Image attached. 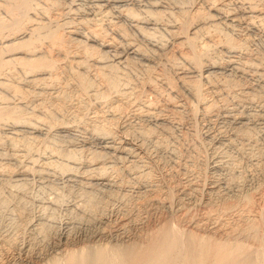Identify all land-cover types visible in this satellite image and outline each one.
I'll use <instances>...</instances> for the list:
<instances>
[{"label":"bare ground","instance_id":"6f19581e","mask_svg":"<svg viewBox=\"0 0 264 264\" xmlns=\"http://www.w3.org/2000/svg\"><path fill=\"white\" fill-rule=\"evenodd\" d=\"M256 41L264 0H0V264H264ZM33 178L77 186L62 224Z\"/></svg>","mask_w":264,"mask_h":264},{"label":"rangeland","instance_id":"374dc122","mask_svg":"<svg viewBox=\"0 0 264 264\" xmlns=\"http://www.w3.org/2000/svg\"><path fill=\"white\" fill-rule=\"evenodd\" d=\"M257 42V43H256ZM255 42V47H258L257 46V44H259V47L260 48H258L259 50H261V51H263V53H264V43H263V41L261 42H259V41H256ZM260 44H262V45H260ZM200 121V120H199ZM197 122V126H198V128L199 129H202V123L203 122ZM211 122H212V124H211ZM209 124V128H211L210 129V131H213L214 129H216L217 128V126H224L223 128L226 130V131H228V133L231 131L230 129L232 128V125L230 126L228 123H227V125H226V123H221V122H219L218 123V121H211ZM217 122V123H216ZM217 125H216V124ZM223 124V125H222ZM201 125V126H200ZM214 125V126H213ZM226 125V126H225ZM211 126H213L214 128H212ZM231 128H230V127ZM187 128H189L188 126H186ZM256 129H254L255 130V132L257 133V137H258V141H261L260 143H259V145H261V146H264V137L261 135V133L259 132H257L258 131V126H256L255 127ZM187 131H189L188 129H186ZM230 130V131H229ZM201 131H204V129H202ZM260 135V136H259ZM57 137V136H56ZM67 137V138H66ZM263 137V138H262ZM58 138V139H57ZM56 138V140L59 142V145H61V146H63V147H68V144H69V138H70V140L72 139V137H71V135L70 134H67L66 136H64V138H63V136H58ZM61 138V139H60ZM80 138H81V136H79L78 137V139L77 140H75V142L77 143V144H79L80 143ZM261 140H260V139ZM66 139V140H65ZM79 141V142H78ZM263 141V142H262ZM68 142V143H67ZM237 142H240L239 140H237L236 141V143ZM209 143H210V145H209ZM263 145H262V144ZM67 144V145H66ZM207 145H205L204 147H201V149H202V151H201V149L199 150V151H201V153L199 152V156L201 155V157H198L199 159H202V160H206V161H209V159L211 160L212 159V154H213V156H214V154H217V152H216V150L215 151H213L214 150V145L211 143V142H207L206 143ZM237 144H239V143H237ZM206 147V149H203V148H205ZM207 148H209V149H207ZM213 148V149H212ZM233 148V149H232ZM232 148L230 147L227 151L229 152V153H231V155H232V153H233V156H234V158H236L237 160H239V159H241V160H239V167L237 168H235L236 169V172H235V169H234V171H230V170H226V169H222V168H219L218 170H216L215 171V175L213 174V173H210V172H208V179H210V177L211 176H215V177H219L218 179H220L221 181L224 179H227L229 176L230 177H233L234 175H237V174H239V172L240 171H245V170H247V169H249L250 167H249V165H250V161L246 158V157H243V156H239L235 151H236V149H235V146L233 145L232 146ZM212 149V150H211ZM206 152V153H205ZM208 152V153H207ZM213 152V153H212ZM216 152V153H215ZM211 155V156H210ZM206 156H207V158H206ZM236 156V157H235ZM163 157H164V154H163ZM238 157H239V159H238ZM241 157V158H240ZM244 158V159H243ZM165 159H168V156L166 157V155H165ZM208 159V160H207ZM243 160H244V162H243ZM247 161V162H246ZM240 162H242V163H240ZM245 162L246 163H248L247 164V166H246V164H245ZM244 163V164H243ZM198 164H200V160H199V162H198ZM243 165V166H242ZM240 166L243 168H240ZM246 169H245V168ZM155 168V167H154ZM153 168V173H155L156 174V172L155 171H157L156 170V168L154 169ZM240 168V169H239ZM221 169V170H220ZM242 169V170H241ZM220 170V171H219ZM223 170V171H222ZM240 170V171H239ZM218 171V172H217ZM239 171V172H238ZM230 174H229V173ZM238 172V173H237ZM216 173H218V175L216 174ZM226 173V174H225ZM228 173V174H227ZM233 173V174H232ZM225 175V176H224ZM210 176V177H209ZM227 176V178H225ZM130 176H128L127 175V177H126V179L127 180H130L131 178H129ZM221 177V178H220ZM224 177V178H223ZM129 178V179H128ZM37 179V180H36ZM33 180H34V183H33ZM54 180H55V182H54ZM41 180L40 179H38V178H33V179H31L30 181H29V185L30 186H28V188H29V196L30 197H32V198H30L29 197V199H30V205H31V211H32V214H34V211H35V214L34 215H37V214H42L41 212H43V208H41L40 206H38V205H40L41 204V202H45L46 200H50V197H51V199L53 198L54 200L58 197V198H60L59 200L61 201H59V203H57V204H59L58 206H54L53 207V211L52 212H54L53 214L54 215H56L54 218L56 219V221L58 222H61L60 224H62V222L63 221H65L67 218H68V216H69V212H71L70 211V206H71V204L73 203V201L75 200L73 197V194L77 191V186H75V185H67V188H70V189H67L66 188V184H64L61 180H58V179H51V180H44L43 182H40ZM51 181H53V182H51ZM45 182V183H44ZM40 183H42V184H40ZM55 185H54V184ZM63 183V184H62ZM47 184V185H46ZM132 182H130V186H132V187H127V189L126 190H128V192H129V194H135L136 193V191H137V187L135 186V184H133ZM45 185V186H44ZM53 185V186H52ZM62 185H65V186H62ZM250 184L248 183V184H246L245 186H244V193H249L250 191H251V189H249V187L250 188H252V190H253V187H254V189H255V186H253V185H251V186H249ZM41 186V187H40ZM49 186V187H48ZM56 186H58V187H56ZM48 187V188H47ZM61 187H62V189H61ZM134 187V188H133ZM247 187H248V189H247ZM31 188V189H30ZM49 188H50V190H49ZM52 188V189H51ZM60 188V189H59ZM65 188V189H64ZM245 188H246V190H245ZM55 190V191H54ZM59 190V191H58ZM64 191V193H62V191ZM67 190H69V191H67ZM73 191V194H72V191ZM131 190H132V193H131ZM250 190V191H249ZM48 191H49V193H48ZM71 191V192H70ZM135 191V192H134ZM247 191V192H246ZM42 192V193H41ZM52 192V193H51ZM57 192H58V196H56L57 195ZM67 192V193H66ZM251 192H253V191H251ZM46 193V194H45ZM69 193V194H68ZM41 194V195H40ZM62 194V195H61ZM65 196H64V195ZM33 195V196H32ZM44 195V196H43ZM61 195V196H60ZM64 196V197H63ZM67 197V198H66ZM44 198V200H41L40 201V199H43ZM61 198H62V200H61ZM66 199V200H65ZM67 199H69V200H67ZM70 199H72V200H70ZM34 200V201H33ZM65 200V201H64ZM62 201H63V204H62ZM68 201H70L69 203H68ZM34 205H33V204ZM37 203V204H36ZM67 203V204H66ZM60 204L62 205V206H60ZM117 205H119V204H117ZM39 207V208H38ZM115 209H118L119 207L118 206H116L115 205ZM118 207V208H117ZM41 208V209H40ZM56 208V209H55ZM68 208V209H67ZM34 209V210H33ZM39 209V210H38ZM58 209H60V210H58ZM67 209V210H66ZM41 210V211H40ZM37 212V213H36ZM57 212V213H56ZM65 213V214H64ZM44 214H45V212H44ZM153 215V217L156 215L155 213H153L152 214ZM114 217V219H115V217L116 218H120L119 217V214H117V215H114L113 216ZM113 219V220H114ZM122 218H120L119 219V221L121 220ZM149 222V223H148ZM148 222H147V225L148 226H152V222L151 221H149L148 220ZM151 223V224H150ZM111 224V223H110ZM110 224H109V226H110ZM112 226H114V224L112 223L111 224ZM108 225H106V226H104V227H102L101 229L102 230H107V229H112L111 228V226L109 227ZM150 226V227H151ZM62 227V226H61ZM88 231V232H87ZM89 231L90 230H86V231H84L82 234V238H80L78 241H77V243H74L73 244V246L72 247H69V248H77L78 246L80 247H84V246H87V245H89V243H91L90 242V239H89V236H91V235H89ZM86 233V234H85ZM84 234H85V236H84ZM76 245V246H75ZM67 247H62L61 248V250H65ZM49 254L51 255L52 253H50L49 252Z\"/></svg>","mask_w":264,"mask_h":264}]
</instances>
